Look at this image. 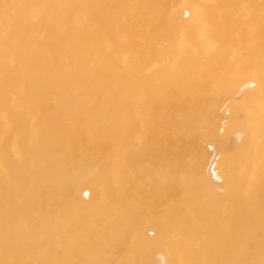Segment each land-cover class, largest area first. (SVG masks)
<instances>
[{
  "label": "bare ground",
  "instance_id": "1",
  "mask_svg": "<svg viewBox=\"0 0 264 264\" xmlns=\"http://www.w3.org/2000/svg\"><path fill=\"white\" fill-rule=\"evenodd\" d=\"M0 264H264V0H0Z\"/></svg>",
  "mask_w": 264,
  "mask_h": 264
}]
</instances>
